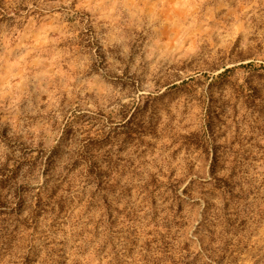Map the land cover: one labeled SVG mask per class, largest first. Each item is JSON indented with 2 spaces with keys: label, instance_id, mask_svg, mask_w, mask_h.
<instances>
[{
  "label": "rangeland",
  "instance_id": "1",
  "mask_svg": "<svg viewBox=\"0 0 264 264\" xmlns=\"http://www.w3.org/2000/svg\"><path fill=\"white\" fill-rule=\"evenodd\" d=\"M0 264H264V0H0Z\"/></svg>",
  "mask_w": 264,
  "mask_h": 264
}]
</instances>
